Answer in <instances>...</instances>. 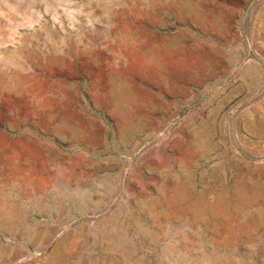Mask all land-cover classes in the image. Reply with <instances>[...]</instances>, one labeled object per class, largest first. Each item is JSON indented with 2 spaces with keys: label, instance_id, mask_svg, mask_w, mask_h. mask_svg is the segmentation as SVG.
I'll return each mask as SVG.
<instances>
[{
  "label": "rangeland",
  "instance_id": "rangeland-1",
  "mask_svg": "<svg viewBox=\"0 0 264 264\" xmlns=\"http://www.w3.org/2000/svg\"><path fill=\"white\" fill-rule=\"evenodd\" d=\"M0 264H264V0H0Z\"/></svg>",
  "mask_w": 264,
  "mask_h": 264
},
{
  "label": "crops",
  "instance_id": "crops-1",
  "mask_svg": "<svg viewBox=\"0 0 264 264\" xmlns=\"http://www.w3.org/2000/svg\"><path fill=\"white\" fill-rule=\"evenodd\" d=\"M68 156H70V155H68ZM80 156H78V158H79ZM52 176L54 177V180H56L57 179V176H56V174L54 173V174H52Z\"/></svg>",
  "mask_w": 264,
  "mask_h": 264
}]
</instances>
